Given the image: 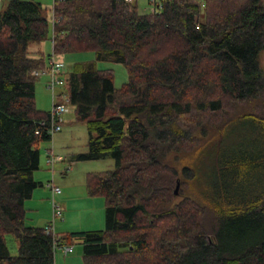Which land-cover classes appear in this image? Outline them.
<instances>
[{
	"label": "trees",
	"instance_id": "obj_1",
	"mask_svg": "<svg viewBox=\"0 0 264 264\" xmlns=\"http://www.w3.org/2000/svg\"><path fill=\"white\" fill-rule=\"evenodd\" d=\"M161 1L140 13L125 0H55L51 22L34 0L0 11V264H55L56 244L75 243L83 264H264V0ZM44 40L49 58L95 53L63 90L88 132L74 160H115L85 176L87 194L104 199L101 230L56 235L25 222L43 185L41 145L62 130L36 106ZM100 62L122 64L127 81L116 87ZM198 153L213 158L199 200L186 193L196 170L177 169Z\"/></svg>",
	"mask_w": 264,
	"mask_h": 264
},
{
	"label": "rangeland",
	"instance_id": "obj_2",
	"mask_svg": "<svg viewBox=\"0 0 264 264\" xmlns=\"http://www.w3.org/2000/svg\"><path fill=\"white\" fill-rule=\"evenodd\" d=\"M41 4V8L43 14L47 17L48 21H52V0H34ZM8 2V0L0 1V10L2 9L3 3ZM136 6L138 7V11L140 13H147L148 12V0H136ZM7 4L4 5V7ZM39 49L43 51L45 55V61H49L48 55L52 52V43L51 40H44L42 43L39 44ZM55 58L61 60L64 63V72L68 73L73 64L76 62L81 61H88L95 59V53L93 51H83L77 53H69L64 55H55ZM261 63L264 64V53L261 54ZM100 68H111L114 71V84L116 87H120L124 82L127 81V72L125 67L119 63H112V62H100L98 63ZM47 76L42 75L36 79L35 82V100L36 106L43 110H50L51 107V91L47 86ZM56 90H59L57 87ZM54 153L58 154L61 151L68 153L71 149L76 150L77 153L79 152H86L87 150V140H88V132L87 128L84 123L76 121L74 116V110L72 106H67V112L62 115V130L57 132L54 137ZM51 141L44 142L41 145L42 152H41V166L40 169L36 170V175L41 178L40 180L43 182V187L49 186L48 182L53 180V184L59 185L62 188V182L69 181L72 184L75 180L81 179L83 176V170L87 171H105L115 168V160L111 157H106L102 159L96 160H83V161H76L75 164L73 163L72 166L68 167L67 170L64 168L58 169L57 166L51 170V167H45V156H43L44 148L46 146L50 147ZM212 153H209L205 156L204 153H198L196 156H186L182 158L177 166L178 171L182 165H186L192 167L196 170V176L194 179H189L188 183L189 186L187 187L186 193L188 196H191L195 199H201L204 197V190L203 187L206 183H210L213 179L211 176V166L212 160L211 158ZM53 175V176H52ZM80 177V178H79ZM184 179L183 176L180 174V180ZM177 181V180H176ZM176 183L173 186L175 190ZM50 187V186H49ZM50 189V188H49ZM183 189V185H178V197L182 194L181 191ZM184 192V191H183ZM56 197V196H55ZM100 201L103 202V198H98ZM57 203H59L57 201ZM79 207L83 208L81 214L77 213L78 216L73 215L74 219L72 222L69 223L70 231L66 232H73V231H87V230H101L105 228V212L104 206L101 204L100 209L99 207H94L95 210L91 211L90 209H84V205L82 203L78 204ZM61 207V206H60ZM62 208V207H61ZM44 206H41L39 211L40 213H44ZM100 212V214H99ZM31 214V213H30ZM28 214V215H30ZM26 215V216H28ZM65 216V213L63 214ZM32 217L35 215L32 212ZM52 218V215H51ZM58 219V217H56ZM26 222H28L26 220ZM53 219L51 221V224ZM5 241L6 245L12 255L17 253L18 249V242L11 234H5ZM74 251L68 254H63L61 256L60 250L57 249L55 253L57 254L58 263L60 264H68L71 259H76L74 264H83L81 260V253H82V245L79 243H75L73 245ZM69 258V260H68Z\"/></svg>",
	"mask_w": 264,
	"mask_h": 264
},
{
	"label": "crops",
	"instance_id": "obj_3",
	"mask_svg": "<svg viewBox=\"0 0 264 264\" xmlns=\"http://www.w3.org/2000/svg\"><path fill=\"white\" fill-rule=\"evenodd\" d=\"M7 3L8 2L3 3L2 9L4 5ZM53 143H54V139H52L50 147L46 146L47 148H44L43 156H45V159H46L45 167L49 165L47 163V151L49 149H52L53 152H55L54 151L55 146ZM79 153H83V152H79ZM75 154H78V153L74 149L70 150L69 155L68 153L65 154V152L63 151H61L58 154H55L56 160L51 170L53 171L55 166H57L58 169L64 168L65 170H67L68 167L72 166L73 163L75 164V162L78 161V160H74L73 158V155ZM87 172H91V171L83 170V176H81L82 178L79 180H75L72 184H70L69 181H66V182L63 181L62 188L60 187L61 192L56 193L54 195H52V191L49 186L44 188L42 185V186L35 188L31 197L27 199L24 203V206L26 208V215L31 213L30 215L26 216L25 222L26 220L28 221L26 222V224L29 226H44V227L51 225L53 227L54 233L57 235L59 233L70 231L68 230L69 229L68 227H69V223L72 222L74 219L73 215L78 216L77 213L81 214V211H83V208L79 207L78 204L82 203L84 205L83 206L84 209H90L91 211L95 210L94 207H99L100 209L101 204L104 206V199H103V202L98 199L102 196H90L89 194H87L86 184H85V176ZM36 174L37 173L34 172L35 180L42 182L40 180L41 178L39 177V175L37 176ZM53 182L54 181L51 180L50 182H48V184L53 183ZM54 185H57V184H54ZM52 199H54L56 202L58 201L59 202L58 204L62 207L61 216H59L58 219H56L55 217L53 218ZM41 206H44L45 208L44 213L42 214L39 211ZM32 212L35 215V217H32ZM64 213H65V216H63ZM51 215H52V218H51ZM78 218H80V216H78ZM52 219H53V222L51 224ZM59 254L61 256H64L61 250ZM56 255L57 254L55 253V264H60L58 263V259ZM75 261L76 259L74 260L70 258V262H68V264H74L73 262Z\"/></svg>",
	"mask_w": 264,
	"mask_h": 264
},
{
	"label": "built area",
	"instance_id": "obj_4",
	"mask_svg": "<svg viewBox=\"0 0 264 264\" xmlns=\"http://www.w3.org/2000/svg\"><path fill=\"white\" fill-rule=\"evenodd\" d=\"M55 0H52V2ZM128 3H136V0H125ZM195 1V0H194ZM148 12L154 13L156 11H159L162 7V1L161 0H148ZM49 67L43 69V70H37L34 71L33 74L35 76H47V86L51 91V108L50 113L52 116L53 121L56 119L60 121L62 115L67 112V104H68V93L63 90V87L65 85V72H64V63L61 60H58L55 58V56L52 54L49 58ZM59 88V90H56V88ZM61 128L59 123H53L52 127L50 129L51 132L57 131ZM56 160V156L52 149H49L47 151V163L52 168L53 164ZM49 186L52 191V195L56 193L61 192V188L57 185H54L53 183H49ZM52 208H53V218L61 216V207L60 205L52 199ZM46 232L49 234H54L53 227L46 226ZM56 248H59L63 254H68L73 251V246L66 245V244H56Z\"/></svg>",
	"mask_w": 264,
	"mask_h": 264
},
{
	"label": "water",
	"instance_id": "obj_5",
	"mask_svg": "<svg viewBox=\"0 0 264 264\" xmlns=\"http://www.w3.org/2000/svg\"><path fill=\"white\" fill-rule=\"evenodd\" d=\"M178 185H179V181H177V183H176V187H175V190H174L175 193L178 192Z\"/></svg>",
	"mask_w": 264,
	"mask_h": 264
},
{
	"label": "bare ground",
	"instance_id": "obj_6",
	"mask_svg": "<svg viewBox=\"0 0 264 264\" xmlns=\"http://www.w3.org/2000/svg\"><path fill=\"white\" fill-rule=\"evenodd\" d=\"M44 125V124H43ZM56 218V217H55Z\"/></svg>",
	"mask_w": 264,
	"mask_h": 264
}]
</instances>
